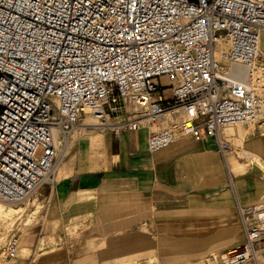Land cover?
<instances>
[{"label":"built area","instance_id":"1","mask_svg":"<svg viewBox=\"0 0 264 264\" xmlns=\"http://www.w3.org/2000/svg\"><path fill=\"white\" fill-rule=\"evenodd\" d=\"M262 32L264 0H0V199L50 185L54 131L66 150L81 125L146 129L149 152L178 135L234 152L229 128L264 126ZM238 211L220 264H264V203Z\"/></svg>","mask_w":264,"mask_h":264},{"label":"crops","instance_id":"2","mask_svg":"<svg viewBox=\"0 0 264 264\" xmlns=\"http://www.w3.org/2000/svg\"><path fill=\"white\" fill-rule=\"evenodd\" d=\"M259 47L264 55V32ZM243 127L225 157L210 136L149 152L146 129L77 127L35 192L41 214L13 258L2 246L0 264H220L244 239L239 205L264 203V126Z\"/></svg>","mask_w":264,"mask_h":264},{"label":"rangeland","instance_id":"3","mask_svg":"<svg viewBox=\"0 0 264 264\" xmlns=\"http://www.w3.org/2000/svg\"><path fill=\"white\" fill-rule=\"evenodd\" d=\"M161 81L166 82V79L162 78ZM165 93L169 94L167 90L165 91ZM235 128H238V133L240 135L243 134V132H244L243 125H235V126L229 128L227 130V132L234 134ZM60 141H62V140H60ZM234 141L236 144H239V141H237L236 139H234ZM56 144H57L58 151H59V156H58L57 162H56V163H58L59 160L61 158H63L66 151H65V149H63L61 147L62 143L56 142ZM58 144H60V145L58 146ZM235 151L237 152V150H235ZM40 153H41V149H39L36 156L38 157ZM47 186H48V184H44L41 188H43V187L46 188ZM34 195H35V193H32L29 197H27L26 199H24L20 202L4 203V201H3V203L6 204V206H11V207H14V208L19 209V210L16 212H12L10 214H7V215L0 217V237H1L0 247L6 245L7 240L10 238L9 237L10 235H11L12 239L16 240L17 247L21 246L17 240V237H18V234L21 232V230L23 231V225L24 224L28 225V226L33 225V223L37 219V216L40 215L42 212V207L41 206L35 207L36 204L33 203ZM261 256H264V254L261 253ZM258 259H260V258L258 257ZM262 259H264V258H262ZM262 262H264V260H262Z\"/></svg>","mask_w":264,"mask_h":264},{"label":"bare ground","instance_id":"4","mask_svg":"<svg viewBox=\"0 0 264 264\" xmlns=\"http://www.w3.org/2000/svg\"><path fill=\"white\" fill-rule=\"evenodd\" d=\"M54 138L56 140V142L58 143H61L62 141L59 140L58 138V135H57V131H54ZM60 144H58L59 146ZM4 203H7L6 201H4ZM3 203V200L0 199V217L4 216V215H7V214H10L12 212H16L18 211L19 209H16L14 207H11V206H6V204ZM0 243H1V237H0ZM2 247H0L1 249ZM258 254V255H257ZM256 256L257 258L259 257L260 259L259 260H264L262 258H264V256H261V250L260 249H257L256 251Z\"/></svg>","mask_w":264,"mask_h":264}]
</instances>
